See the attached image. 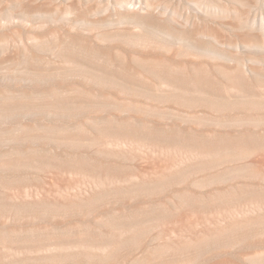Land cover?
Wrapping results in <instances>:
<instances>
[{"label": "rangeland", "instance_id": "374dc122", "mask_svg": "<svg viewBox=\"0 0 264 264\" xmlns=\"http://www.w3.org/2000/svg\"><path fill=\"white\" fill-rule=\"evenodd\" d=\"M0 264H264V0H0Z\"/></svg>", "mask_w": 264, "mask_h": 264}]
</instances>
